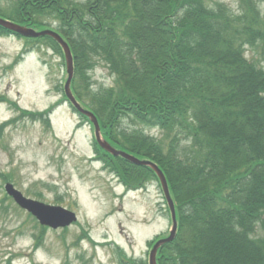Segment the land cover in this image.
I'll return each instance as SVG.
<instances>
[{
  "label": "trees",
  "instance_id": "trees-1",
  "mask_svg": "<svg viewBox=\"0 0 264 264\" xmlns=\"http://www.w3.org/2000/svg\"><path fill=\"white\" fill-rule=\"evenodd\" d=\"M213 7L207 0H20L9 16L34 27L50 24L40 16L55 20L75 55L72 89L104 136L166 173L179 230L159 264H264V70L243 51L254 44L256 16L247 4L236 16L250 33L244 39ZM28 41L61 52L51 37ZM98 64L113 85L94 86ZM94 149L126 185L158 179ZM120 255L122 264H147Z\"/></svg>",
  "mask_w": 264,
  "mask_h": 264
},
{
  "label": "rangeland",
  "instance_id": "rangeland-1",
  "mask_svg": "<svg viewBox=\"0 0 264 264\" xmlns=\"http://www.w3.org/2000/svg\"><path fill=\"white\" fill-rule=\"evenodd\" d=\"M207 1L212 9L222 7L221 18L236 25L235 35L239 28L244 39L250 33L242 28L243 22L236 23V16L244 4L254 10L259 19L252 27L254 44L246 45L243 51L246 59L264 68V42L258 33L264 31V0ZM0 6L10 14L15 0H0ZM39 18L46 22L44 25L51 22L46 16ZM25 44L17 37H0V100L8 97L23 109L46 111L61 98L58 88L67 80L66 63L53 49L36 48L12 67ZM90 75L95 87L110 86L115 81L103 64ZM50 120L52 128L45 129L42 121L23 116L8 102L0 103V126L8 121L0 127V174L7 176L0 175V264H116L118 254L113 244L128 256L148 263V241L167 236L172 227L160 184L153 181L145 189L123 196L120 181L104 169L102 162L94 161L90 125L78 127L80 119L66 103L55 109ZM146 130L159 139L166 136L159 129ZM186 143L182 141V145ZM8 179L32 200L74 210L79 221L68 228L44 230L42 247L35 251V236L41 233L39 222L7 195Z\"/></svg>",
  "mask_w": 264,
  "mask_h": 264
},
{
  "label": "water",
  "instance_id": "water-1",
  "mask_svg": "<svg viewBox=\"0 0 264 264\" xmlns=\"http://www.w3.org/2000/svg\"><path fill=\"white\" fill-rule=\"evenodd\" d=\"M0 24L11 29L12 31L21 33L24 36L39 37L43 35H49L55 38L60 43V45L63 47L65 51L66 60H67L68 72L70 76L68 77L69 79L66 83V93L69 99H71L73 104L76 106V108H78L80 112L88 115L91 118V120L95 123L96 135H97L96 139L98 140L99 144L103 147V149H106L107 151L111 152L113 155L122 156L123 158L135 164L144 165V167L149 166L157 173L158 177L161 180L167 200L169 202L172 215H173L172 218L174 220V226L172 227L173 229L171 231V235L168 238L160 240L155 245L154 249H152L151 259H150L151 264H157L156 254H157L158 248L161 245L165 244L166 242L174 239L176 235V231H177L175 205H174V201L172 197H170L171 196L170 189L168 187L169 186L168 181H167V178L165 177L164 172L158 167V165L155 162L151 160H145V159L141 160L129 153H126L123 150L114 148V146L112 147V145L107 140L102 138L101 129L98 124V120L96 116L92 112L81 107V105L76 101L75 97L73 96L71 88H69L71 84V80H72L71 77H73V73H74L73 55H72V52H71V49L68 43L63 39V37L59 33L53 30L37 31L34 28L19 25L17 23L7 21L2 18H0ZM6 189H7V192L15 198L16 202L19 205H21L23 208L27 210H30L33 214H35L42 224L49 225L54 228H58V227H64V226L70 225L71 222H74L77 219L76 214L74 212L69 211L65 209L64 207L45 204L43 202H40L34 199L32 200L31 198L26 197L24 194H22L20 190L16 189L15 186L11 183H7Z\"/></svg>",
  "mask_w": 264,
  "mask_h": 264
}]
</instances>
